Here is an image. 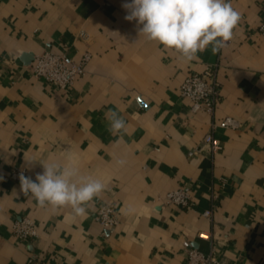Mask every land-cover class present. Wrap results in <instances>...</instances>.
Listing matches in <instances>:
<instances>
[{
    "label": "crops",
    "instance_id": "1",
    "mask_svg": "<svg viewBox=\"0 0 264 264\" xmlns=\"http://www.w3.org/2000/svg\"><path fill=\"white\" fill-rule=\"evenodd\" d=\"M126 2L0 0V264H23L27 243L51 264H188L191 246H212L219 264H264V0H231L241 15L232 39L192 61L140 35L124 18ZM44 50L90 58L61 87L31 72ZM209 64L219 101L212 113L191 112L178 87ZM110 109L127 125L119 143L108 130ZM224 116L238 126L213 130L221 147L212 153L202 138ZM52 160L105 183L86 215L40 207L9 175L25 169L35 180ZM179 186L191 205L164 204ZM104 203L118 216L110 233L95 219ZM19 216L35 222L30 241L12 232Z\"/></svg>",
    "mask_w": 264,
    "mask_h": 264
},
{
    "label": "clouds",
    "instance_id": "2",
    "mask_svg": "<svg viewBox=\"0 0 264 264\" xmlns=\"http://www.w3.org/2000/svg\"><path fill=\"white\" fill-rule=\"evenodd\" d=\"M128 21H136L140 35L166 49L175 50L186 61L198 59V53L211 45L219 52L233 37L241 15L231 0H129L123 4ZM108 130L118 136L117 143L127 133V125L118 111L105 114ZM125 160H117L124 165ZM44 171L35 180L19 175L20 189L31 194L40 207H69L75 216L87 214L86 205L99 197L105 183L93 175L82 174L76 164L52 160L42 164Z\"/></svg>",
    "mask_w": 264,
    "mask_h": 264
},
{
    "label": "built area",
    "instance_id": "3",
    "mask_svg": "<svg viewBox=\"0 0 264 264\" xmlns=\"http://www.w3.org/2000/svg\"><path fill=\"white\" fill-rule=\"evenodd\" d=\"M264 35V19L257 27ZM82 36L85 34L82 32ZM90 58L88 52H83L78 58L71 57L66 52L56 53L44 50L33 57L29 67L37 78L54 82L64 87L72 84L77 76L83 75L85 65ZM180 95L187 97L190 101L191 112L200 110L212 113L220 98V86L216 77V67L206 65L201 71L188 73L178 87ZM237 127L238 122L231 116H224L217 121H212L210 129L203 135V142L207 143L212 153L221 146L219 140L214 137L213 130L217 127ZM198 151L194 148L189 154ZM26 174L25 169H13L10 176L19 178V175ZM163 202L167 205H179L189 207L191 199L187 190L179 186L166 191L163 195ZM211 210H204L202 215L209 216ZM96 221L101 225L103 232H112L118 222V216L113 204L104 203L98 206ZM12 232L19 241H30L37 232L35 222L28 216H19L12 222ZM197 237L202 240L211 241V234L206 231H198ZM27 255L23 264H51V258H43L38 254L30 243H27ZM188 264H219L214 249L211 246L208 252L201 251L196 246H191L187 251Z\"/></svg>",
    "mask_w": 264,
    "mask_h": 264
}]
</instances>
